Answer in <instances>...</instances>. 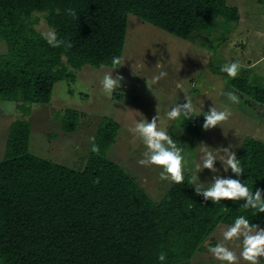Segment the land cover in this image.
Returning a JSON list of instances; mask_svg holds the SVG:
<instances>
[{
  "label": "trees",
  "instance_id": "trees-1",
  "mask_svg": "<svg viewBox=\"0 0 264 264\" xmlns=\"http://www.w3.org/2000/svg\"><path fill=\"white\" fill-rule=\"evenodd\" d=\"M258 4L264 14V0ZM130 13L181 38L217 16L229 25L241 19L240 7L226 0H0V40L8 48L0 53V98L15 100L24 113L12 124L0 161V264H161V252L163 264H182L221 223L232 225L244 215L264 227V213L253 215L243 200L206 201L186 177L153 199L108 154L120 129L109 116L94 136L100 154L90 150L83 167L30 151V104L49 102L55 82L73 79L85 65L113 66V57L122 56ZM41 22L73 46H50ZM227 83L245 104L264 106L260 76ZM78 118V111L65 109L63 129L75 130ZM202 125L198 116L181 123L194 134ZM238 159L245 172L233 178L264 190V141L246 139Z\"/></svg>",
  "mask_w": 264,
  "mask_h": 264
},
{
  "label": "rangeland",
  "instance_id": "rangeland-1",
  "mask_svg": "<svg viewBox=\"0 0 264 264\" xmlns=\"http://www.w3.org/2000/svg\"><path fill=\"white\" fill-rule=\"evenodd\" d=\"M226 2L240 7L239 22L229 25L217 16L210 26L195 31L189 38L178 37L130 13L121 66L114 69L111 65H85L73 79L55 82L49 102L30 104L27 117L31 130L30 151L69 166L83 167L92 143L90 138L95 136L102 117L109 116L119 123L120 129L108 154L122 164L149 196L159 200L173 183L160 179L162 169L138 164L146 150L131 130L138 121L147 119L151 122L158 116V127L165 129L184 148L190 161L196 162L205 146L216 152L231 145L230 150L238 158L241 146L249 137L264 141V106L245 104L239 93L228 87L230 77L220 71V66L225 63L239 62L242 66L239 75L249 79L260 76L264 84L262 6L258 4L259 0ZM220 22L223 24L218 26ZM38 28L42 32L51 29L45 22ZM7 49L6 42L0 40V53ZM111 71L114 77L121 75L123 80L120 89L107 94L102 88V79ZM162 71L167 75L153 83V77ZM228 91L239 97V104L222 94ZM185 96L192 100L196 114L203 122V113L212 106L232 115L222 126L209 130L202 127L200 134L190 133L181 126L185 119L172 121L166 115L174 106L186 103ZM68 108L79 113L76 128L70 132L62 127L63 113ZM22 116L24 113L18 109L15 100L0 98V161L6 155L11 126L16 120L23 119ZM215 164L220 170L216 174L208 169L197 173L195 164H191L185 177L190 182L197 175L200 180L197 182L205 186L211 183L213 175L233 178L231 169L224 172L219 160ZM230 226L219 224L206 238L204 247L182 264H222L208 251L209 243L222 242V234ZM228 246L239 254V247L231 243ZM241 264L245 262L241 261ZM261 264H264V258Z\"/></svg>",
  "mask_w": 264,
  "mask_h": 264
},
{
  "label": "clouds",
  "instance_id": "clouds-1",
  "mask_svg": "<svg viewBox=\"0 0 264 264\" xmlns=\"http://www.w3.org/2000/svg\"><path fill=\"white\" fill-rule=\"evenodd\" d=\"M68 14L76 17V12L72 9L67 10ZM47 43L54 47L64 46L71 48V42L57 37L54 30L49 29L42 33ZM121 57L116 56L112 59L114 69L123 64ZM242 66L239 62L225 63L220 66V71L227 74L230 78H237L241 72ZM167 75L166 72H160L158 76L153 77V83ZM121 75L113 76V71L106 73L102 79V88L105 93L111 94L121 87ZM179 86V85H178ZM182 87V86H180ZM226 95L228 100L239 104V97L232 91L222 93ZM186 103L174 106L166 113L169 120L175 121L181 118L190 120L196 116V109L192 100L185 96ZM201 115V114H199ZM204 115L203 129L209 130L217 126H222L231 117L229 111H218L214 106ZM141 139L146 150L143 158L138 160V164L144 167L155 166L162 169L159 173L162 181H168L175 184H183L185 182V173L190 169L191 164H195L196 172L203 169L210 170L213 174L220 170L216 167L215 162L219 160L223 165V171L234 173L237 177L245 172L240 160L234 151H231V145L227 148H220L216 152L210 151L207 146L200 150L199 162L190 161L185 155L183 147L179 146L171 135L165 130L158 127V116L153 117L151 122L147 119L138 121L135 127L131 129ZM91 151L97 155L100 154V147L95 143V137H91ZM199 177L196 175L190 181L195 186L197 195H202L204 199L211 200L214 204H219L223 200L233 202L243 200L242 207L244 209L254 210L253 215L264 213V190L257 188L252 191L245 183L239 179L224 178L220 175H213L210 184L205 186L204 183L197 182ZM200 181V180H199ZM99 182V178L96 179ZM223 241L215 246H210L208 251L222 264H261L264 258V227L252 223L244 215L237 216L230 227L223 232ZM234 244L241 250L239 254L233 251L228 244ZM161 264L166 260V254L161 252L158 256Z\"/></svg>",
  "mask_w": 264,
  "mask_h": 264
}]
</instances>
